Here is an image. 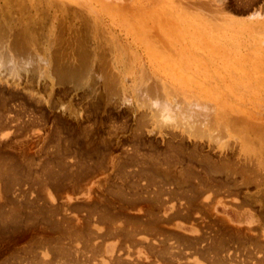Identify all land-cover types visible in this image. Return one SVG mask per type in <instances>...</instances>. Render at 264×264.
Instances as JSON below:
<instances>
[{"label": "rangeland", "instance_id": "obj_1", "mask_svg": "<svg viewBox=\"0 0 264 264\" xmlns=\"http://www.w3.org/2000/svg\"><path fill=\"white\" fill-rule=\"evenodd\" d=\"M129 1L0 0V42L49 60L45 80L22 74L15 86L0 72V264H44L59 253L55 264H161L156 252L176 264H264V22H229L264 13V0ZM81 54L95 63L87 88L58 73ZM108 76L115 83L103 88ZM156 78L171 84L178 102H207L201 111L192 107V123L226 142L223 150L184 129L148 131L137 107L140 82L149 80L147 94H160L158 84L159 92L149 90ZM206 161L225 163L213 174L226 181L222 187L203 189L211 181ZM205 197L208 204H197ZM178 203L190 207L189 227L198 229L193 247L185 239L192 233L157 231L170 230Z\"/></svg>", "mask_w": 264, "mask_h": 264}, {"label": "bare ground", "instance_id": "obj_2", "mask_svg": "<svg viewBox=\"0 0 264 264\" xmlns=\"http://www.w3.org/2000/svg\"><path fill=\"white\" fill-rule=\"evenodd\" d=\"M125 1V0H124ZM131 1V0H130ZM129 1V2H130ZM158 1H160V0H158ZM184 1V3H185V0H183ZM212 2H215L216 4H219V2L221 1V0H211ZM176 2V1H175ZM193 2V1H192ZM124 3V2H123ZM128 3V2H127ZM156 3H158L157 1H156ZM163 3V2H162ZM171 3V2H170ZM121 4V3H120ZM135 4V3H134ZM140 4V3H139ZM155 4V3H154ZM208 4V3H207ZM202 5H205L204 3L202 4ZM14 6V5H13ZM118 6V5H117ZM156 6V5H155ZM172 6H173V4H172ZM207 6V5H206ZM223 6V5H222ZM150 7V6H149ZM202 7H204V6H202ZM221 7V6H220ZM219 7V8H220ZM138 8V7H137ZM145 8V7H144ZM152 8V7H151ZM168 8V7H167ZM171 8V7H170ZM173 8V7H172ZM209 8V7H208ZM213 8V7H212ZM211 8V9H212ZM217 8H218V6H217ZM114 9V8H113ZM135 9V8H134ZM174 9V8H173ZM182 9V8H181ZM185 9V8H184ZM197 9V8H196ZM203 9V8H202ZM206 9V8H205ZM194 11V10H193ZM201 11V10H200ZM208 11V10H207ZM206 11V12H207ZM210 11V10H209ZM213 11H215L216 12V9L215 10H213ZM220 11V10H219ZM221 11H223L222 10V8H221ZM253 11V10H252ZM251 11V12H252ZM212 12V11H211ZM218 12V11H217ZM142 13V12H141ZM194 13V12H193ZM203 13H205L204 11H203ZM221 13H224V11L223 12H221ZM226 13V12H225ZM130 14V13H129ZM138 14V13H137ZM143 14V13H142ZM146 13H144V15H145ZM171 14H173V13H171ZM215 14V13H214ZM213 14V15H214ZM220 14V13H219ZM140 15V14H139ZM157 15H160L158 12H157ZM210 15H212L211 13H210ZM209 15V16H210ZM161 17H162V15H160ZM216 16V15H215ZM129 17V16H128ZM138 17V16H137ZM147 16L145 15V18H146ZM160 17V18H161ZM164 17V16H163ZM178 17H180V16H178ZM204 17V16H203ZM212 17H214V16H212ZM211 17V18H212ZM217 18H218V16H216ZM216 17H214V19H213V21H215L216 19ZM224 17V16H223ZM222 17V19L221 20H218V21H222L224 18ZM229 17V16H228ZM168 18V17H167ZM166 18V19H167ZM209 18V17H208ZM210 18V19H211ZM221 18V17H220ZM162 19V18H161ZM179 19V18H178ZM207 19V18H206ZM156 20H157V18H156ZM202 20H203V18H202ZM135 21V20H134ZM149 21H151V20H149ZM183 21V20H182ZM197 21H199V20H197ZM217 21V20H216ZM225 21V20H224ZM227 21V20H226ZM145 22V21H144ZM229 22H231V24H232V22L233 23H237V24H241V25H245V26H247V27H252V26H254V24H262L263 22H264V13L262 12V11H260V10H254L250 15H249V17H248V20H246V21H244V22H236V21H234L233 19H231V18H229ZM206 23V22H205ZM204 23V24H205ZM226 23V22H225ZM130 24V23H129ZM140 24H141V22H140ZM146 24V23H145ZM155 24V23H154ZM191 24V23H190ZM199 24V23H198ZM220 24V23H219ZM258 24V25H259ZM5 25V24H4ZM144 25V24H143ZM192 25V24H191ZM226 25H227V23H226ZM3 26V25H2ZM205 26V25H204ZM262 26V25H261ZM261 26H260V28H261ZM157 27V26H156ZM222 27V26H221ZM262 27H264V26H262ZM11 28V27H10ZM24 28V27H23ZM140 28V27H139ZM258 28H259V26H258ZM12 29V28H11ZM213 29H214V27H213ZM264 29V28H263ZM3 30V29H2ZM13 30V29H12ZM22 30V29H21ZM20 30V31H21ZM25 30V29H24ZM130 30V29H129ZM189 30V29H188ZM231 30V28L229 29V31ZM235 30V29H234ZM243 30V29H242ZM255 30H257V29H255ZM254 30V31H255ZM259 30V29H258ZM262 30V29H261ZM10 31V30H9ZM139 31V30H138ZM144 31V30H143ZM221 31V30H220ZM233 31V30H232ZM3 32H4V30H3ZM11 32V31H10ZM188 32V31H187ZM218 32V31H217ZM240 32H241V30H240ZM239 32V33H240ZM245 32V31H244ZM247 32V31H246ZM253 32V31H252ZM16 33V32H15ZM14 33V34H15ZM24 33V32H23ZM35 33V32H34ZM243 33V32H242ZM248 33V32H247ZM1 34V33H0ZM14 34H12V35H14ZM199 34V33H198ZM4 35H5V33H4ZM30 35V34H29ZM9 36V35H8ZM33 36V35H32ZM149 36V35H148ZM150 36H152V34L150 35ZM155 36H157V35H155ZM196 36V35H195ZM199 36H200V34H199ZM5 37V36H4ZM11 37V36H10ZM24 37H25V35H24ZM26 37H27V31H26ZM142 37V36H141ZM153 37H154V35H153ZM152 37V38H153ZM1 38H2V35H1V37H0V40H1ZM156 38V37H155ZM193 38V37H192ZM3 39V38H2ZM7 39V38H6ZM6 39H4V40H2L1 42H0V72H2V73H4V74H6V76L10 79V81L9 82H11L12 84H14L15 86H17V84L19 85V83H18V81L17 80H19V78H21L22 76V74H23V76H25L26 75V79H31L32 78V74H35V75H37V77L38 78H40V77H42V79L43 80H45V78H49L48 77V72L46 71V69H45V66H47V63H48V59L45 57H41L39 54H31V52L30 51H32V50H30L29 52H30V54H29V52H27V51H25V54L23 53L24 51L23 50H17L16 48L14 49V48H11L9 45H8V43H7V40ZM25 39V38H24ZM24 39H23V41H24ZM33 39V38H32ZM35 39V38H34ZM194 39H196V38H194ZM48 40V39H47ZM69 40V39H68ZM139 40V39H138ZM160 40V39H159ZM163 39H161V41H162ZM189 40V39H188ZM156 41V40H155ZM25 42V41H24ZM35 42V41H34ZM18 43H20V41H18ZM62 43V42H61ZM21 44H23V43H21ZM25 44V43H24ZM261 44V43H260ZM12 45V44H11ZM14 46V45H13ZM19 47H21L20 45H18ZM29 48V47H28ZM26 49H27V47H26ZM71 49V48H70ZM256 49V48H255ZM14 50H16V51H14ZM25 50V49H24ZM28 50V49H27ZM91 50V49H90ZM254 51V50H253ZM16 52V53H15ZM165 53V52H164ZM91 55V54H90ZM89 55V56H90ZM149 55V54H148ZM44 56V55H43ZM65 57V56H64ZM71 57V56H70ZM91 57V56H90ZM251 57V56H250ZM49 58V57H48ZM76 58H78V59H75L74 61L72 60V58H70L71 60L69 61V62H62V65L60 64V67H59V69H58V73L60 74V76L63 78V80H69V81H74L75 80V82H78V83H76L75 85L76 86H78V85H85V87L87 88V81H88V76H89V74H91L92 72H91V67H92V65H94V64H92L91 65V63H92V60H94V59H92V57L91 58H89L88 59V56H87V54H81V55H79V57H76ZM126 58V57H125ZM156 58V57H155ZM107 60V59H106ZM151 60V59H150ZM66 61V60H65ZM179 61V60H178ZM38 62H40V64H38ZM95 62H96V60H95ZM128 62V61H127ZM58 63V62H57ZM116 63V62H115ZM50 64V63H49ZM112 64V63H111ZM153 64V63H152ZM155 66V65H154ZM48 68V67H47ZM58 68V67H57ZM156 68V67H155ZM49 69H50V67H49ZM158 69V68H157ZM160 69V68H159ZM93 70V69H92ZM100 70V69H99ZM144 70V69H143ZM176 70V69H175ZM183 70V69H182ZM142 71V70H141ZM91 72V73H90ZM179 72H181V71H179ZM31 73V75L30 76H28L29 74ZM106 73V72H105ZM109 73H112V72H109ZM108 73V74H109ZM147 73V72H146ZM169 73V75H170V80H174V81H178V82H180L181 83V81H183L181 78H180V76L179 75H177L176 73H174V72H168ZM178 73V72H177ZM107 74V73H106ZM112 74H115V73H112ZM117 74V73H116ZM125 74V73H124ZM155 74V73H154ZM0 75H1V73H0ZM93 75V74H92ZM111 75V74H110ZM119 75V74H118ZM166 75V74H165ZM4 76V75H3ZM94 76V75H93ZM97 76V75H96ZM99 76H101V75H99ZM123 76V75H122ZM132 76V75H131ZM144 76V75H143ZM152 76H154V75H152ZM7 77H3L4 79V81L3 82H5L6 81V79H7ZM101 77H104L103 75L101 76ZM109 77H111V76H108L107 78H103L102 80H101V83H102V86H103V88H105V87H109L111 84L109 83L110 81L112 82L113 81V83H115L114 82V80L115 79H109ZM112 77H114V76H112ZM116 77V76H115ZM114 77V78H115ZM125 77H127L128 78V76L126 75ZM130 77V76H129ZM151 77V76H150ZM155 77H157V76H155ZM23 78V77H22ZM92 78V77H91ZM126 78V79H127ZM37 79V78H36ZM41 79V78H40ZM40 79H38L39 81H40ZM52 79V78H51ZM125 79V80H126ZM139 79H140V77H139ZM158 78H156V80H157ZM195 79V78H194ZM0 80H2V78L0 77ZM14 80H16L15 82H13ZM25 80V79H24ZM27 80V81H28ZM32 80V79H31ZM47 80V79H46ZM117 80V79H116ZM121 80V79H120ZM124 80V79H123ZM127 80H129V78L127 79ZM154 80L155 82L154 83H151L150 84V86H149V90H150V87H151V85H152V87L154 88V86H155V88L157 87L155 84H158V86H159V89H160V94H157V91L156 90H158V92H159V89L158 88H154V91H156V93L154 92L152 95H150L149 93L147 94V92H146V90H144V89H142L143 87H147L146 85V81H149V80H146V81H142V82H140L141 84H140V86H142V88H141V90H140V97L138 98V103H137V107L138 108H140V109H144V111L143 112H145V115L147 116L146 118H145V116H142V114H141V116L142 117H144L146 120L145 121H147V124H148V122H149V126H151L150 128H149V132L151 133L152 131H150V129L152 128V127H155V128H157V130H155L156 132H160L162 129H164V131H165V129H167V130H177L178 128L180 129V130H183L184 129V133H186V136L188 137V138H190V139H197V140H202V139H205L207 142H209V143H214L215 145H216V148H218L219 150H223L227 145H226V142H224L222 139V141H220L216 136H212L211 134H208V131H206V129H204L205 130V132H207V133H205L204 132V130H203V125H201L198 121V123L201 125V128H202V130L200 129V127H199V124L196 122V120H195V123L196 124H198L197 125V127L195 126V124H193L192 122H193V120L191 119L192 117H193V112L195 111H193V109H192V107H194L195 109L196 108H198L199 109V111H201V109H205L206 108V103L207 102H204L203 100L202 101H200V100H198V99H196V98H193V99H189L188 101H180V99H179V102H178V99H175L176 98V96H175V94L174 93H172V90H170V86H171V84L170 83H167L165 80H162V79H159V80ZM48 81H50V80H48ZM137 81V80H136ZM153 81V80H152ZM8 82V83H9ZM53 82V81H52ZM1 83V82H0ZM27 83H29V82H27ZM31 83V82H30ZM29 83V84H30ZM49 83V82H48ZM51 83V82H50ZM116 83H121V82H117L116 81ZM137 83V82H136ZM138 83H139V81H138ZM149 83V82H148ZM200 83V82H199ZM7 84V83H6ZM89 84V83H88ZM121 84H123V83H121ZM9 85V84H8ZM37 85V84H36ZM45 85V84H44ZM51 85H52V83H51ZM112 85H114V84H112ZM14 86V87H15ZM38 86V85H37ZM50 84L48 85V88L50 89ZM115 86H119V85H115ZM135 87H137L136 85H134ZM113 87V86H112ZM134 87V88H135ZM139 87V86H138ZM111 88V87H110ZM118 88H121V87H118ZM125 88V87H124ZM133 88V89H134ZM153 88H151V90L153 89ZM13 89V88H12ZM22 89H23V87H22ZM52 89H53V87H52ZM147 89V88H146ZM230 89V88H229ZM25 90V89H24ZM29 90V89H28ZM51 90V89H50ZM118 90V89H117ZM137 90L139 91V88H137ZM137 90H136V92H137ZM149 90H147V91H149ZM177 90V89H176ZM213 90V89H212ZM30 92H31V90H29ZM120 91V90H119ZM135 91V90H134ZM153 91V90H152ZM96 92V91H95ZM125 92V91H124ZM135 92V93H136ZM31 93H33V92H31ZM46 93V92H45ZM126 93V92H125ZM182 93H184V92H182ZM39 94V93H38ZM37 94V95H38ZM188 94V93H187ZM196 94V93H195ZM34 95V94H33ZM41 95V94H40ZM150 95V96H149ZM183 95V94H182ZM36 96V95H35ZM49 96V95H48ZM192 96H193V94H192ZM121 97V96H120ZM183 97V96H182ZM195 97V96H194ZM199 97V96H198ZM41 98H43L42 96H41ZM179 98V97H178ZM121 103H123V102H126V97H125V95L124 96H122L121 98ZM201 99V98H200ZM226 101V100H225ZM43 102H45V100H43ZM48 102H49V100H48ZM230 102V101H229ZM209 103V102H208ZM210 104V103H209ZM4 107V106H3ZM212 107V106H211ZM214 107V106H213ZM218 107V109H219V106H217ZM5 108V107H4ZM17 108V107H16ZM127 108V107H126ZM137 108V109H138ZM208 108V107H207ZM66 109V108H65ZM69 109V108H68ZM67 110V109H66ZM209 110L211 111V109L209 108ZM212 110H213V108H212ZM220 110H221V108H220ZM219 110V111H220ZM69 111V110H68ZM67 111V112H68ZM75 110H73V112H74ZM142 111V110H141ZM193 111V112H192ZM203 112H204V110H202ZM209 111V112H210ZM214 111V110H213ZM208 112V111H207ZM208 112V113H209ZM216 112V111H215ZM215 112H213V115H214V113ZM220 112H222V111H220ZM141 113V112H140ZM196 114H198V112H195ZM201 113V112H200ZM208 113H207V116H208ZM8 114H10V113H8ZM144 115V114H143ZM9 116H11V115H9ZM195 116V115H194ZM199 116H201V115H199ZM204 116V115H203ZM206 116V115H205ZM234 116V115H233ZM5 117H6V115H5ZM76 117V116H75ZM80 117V116H79ZM209 117V116H208ZM8 118V121L10 122H12L13 121V119H15V118H13V116L12 117H7ZM77 118V117H76ZM141 118V117H140ZM198 118V117H197ZM196 118V119H197ZM207 118V117H206ZM205 118V119H206ZM216 118V117H215ZM231 118H233V117H231V115H230V119ZM238 118V117H237ZM2 119V118H1ZM0 119V120H1ZM5 119V118H4ZM3 119V120H4ZM142 119V118H141ZM148 119V120H147ZM192 121H191V120ZM194 119H195V117H194ZM208 119V118H207ZM220 119V118H219ZM235 119H236V117H235ZM246 119H248V118H246ZM6 120V119H5ZM226 119L224 118V120L223 121H225ZM229 120V119H228ZM234 120V119H233ZM238 120V119H237ZM249 120V119H248ZM142 121V120H141ZM189 121H191V123L189 122ZM202 121H204V120H202ZM235 121V120H234ZM245 121V120H244ZM250 121H252V120H249V122ZM15 122V121H14ZM232 122V121H231ZM230 122V123H231ZM236 122V121H235ZM4 123L5 122H3V125H4ZM23 123V122H22ZM246 122H244V124H245ZM257 123V121H255V124ZM9 124V123H8ZM140 124H142V123H140ZM146 124V125H147ZM204 124V123H203ZM206 124V123H205ZM222 124V123H221ZM224 124V123H223ZM232 124V123H231ZM230 124V125H231ZM250 124V123H249ZM252 124V123H251ZM258 124V123H257ZM1 125V124H0ZM10 125H12V124H10ZM15 125V124H14ZM143 125H145L144 124V122H143V124H142V126ZM146 125L144 126V127H146ZM207 126H208V124H206ZM9 126V125H8ZM24 126V125H23ZM90 126V125H89ZM205 126V125H204ZM19 127V126H18ZM148 127V126H147ZM256 127V126H255ZM21 128V127H20ZM211 128V127H210ZM248 128V127H247ZM250 128L251 127H249V130H250ZM253 128V127H252ZM260 128V127H259ZM34 129V128H33ZM207 129H208V127H207ZM216 130V129H215ZM224 130V129H223ZM255 130V129H254ZM259 130V129H258ZM257 130V131H258ZM15 131V130H14ZM163 131V132H164ZM251 131V130H250ZM257 131H255V133L257 132ZM261 131V130H260ZM3 132V131H2ZM8 132V131H7ZM213 133H215L214 131H212ZM252 132V131H251ZM250 132V133H251ZM252 133H254V132H252ZM258 133V132H257ZM261 133V132H260ZM1 134V133H0ZM262 134V133H261ZM12 135V134H11ZM110 135V134H109ZM263 136H264V129H263V134H262ZM3 135H1V137H2ZM2 138H4V136L2 137ZM234 138V137H233ZM236 139V138H235ZM1 140V139H0ZM227 140V139H226ZM229 140V139H228ZM238 141V140H237ZM264 141V140H263ZM247 142V141H246ZM233 144H235V143H233ZM6 145V144H5ZM238 145V144H237ZM128 147V146H127ZM140 152V151H139ZM222 154V153H221ZM205 160V159H204ZM10 161V160H9ZM203 161V160H202ZM11 162V161H10ZM207 162V161H206ZM11 164V163H10ZM204 165H205V174H207L208 175V179H206L207 181H209V180H211L210 182H208V184H206V183H203L202 185H203V189L205 190V189H211V187H212V185H215V184H217V187H222V185H224V184H226L224 181H220V180H218V181H216L215 179H214V177H213V174L215 173V172H222L223 171V169L222 168H225L224 166H225V163H223V162H220V161H218V162H215V161H208L207 163H204ZM9 166V165H8ZM12 166V165H11ZM74 167V166H73ZM163 168V167H162ZM135 169V168H134ZM42 171V170H41ZM46 171V170H45ZM48 173V172H47ZM216 175V174H215ZM116 177V176H115ZM37 178V177H36ZM126 180V179H125ZM133 180V179H132ZM195 180V179H194ZM196 181V180H195ZM203 181H205V179L203 180ZM121 182V181H120ZM161 186V185H160ZM46 187V186H45ZM44 187V188H45ZM153 187V186H152ZM166 187V186H165ZM170 187V186H169ZM227 187H229V186H226V188ZM160 188V187H159ZM155 189V188H154ZM84 190V189H83ZM198 190V189H197ZM196 190V191H197ZM202 189H199V192L198 193H200V191H201ZM46 191V190H45ZM226 191H230V193H232L234 190H230V189H228V190H226ZM31 192V191H30ZM29 192V193H30ZM197 193V194H198ZM234 193V192H233ZM12 194V193H11ZM88 197V196H87ZM202 199V198H201ZM82 200V199H81ZM197 199L195 198V196L194 197H192L190 200H189V202L190 203H195V202H197L196 201ZM216 203V202H215ZM192 204V205H193ZM197 204H202V206H204L205 204H208V197H205L204 199H202V201H200L199 203H197ZM120 206V205H119ZM21 207V206H20ZM162 207V206H161ZM212 208H214V207H212ZM190 209V207L188 206V208H186V206H184V205H181V203H178V205H171V208H170V212H171V216H177V217H181V218H183V217H185V218H187L188 219V217H189V215L190 214H188V210ZM194 210H196V209H198L197 208V206H194V208H193ZM215 209V208H214ZM129 210V209H128ZM137 210V209H136ZM135 210V211H136ZM192 210V209H191ZM169 212V213H170ZM195 216H197L196 214H194ZM93 217V216H92ZM150 217V216H149ZM164 217H166V216H164ZM192 217V216H191ZM172 218V217H171ZM164 219V218H163ZM186 219V220H187ZM226 219V218H225ZM57 221V220H56ZM170 221V220H169ZM188 221H189V219H188ZM229 222L231 221L230 219L228 220ZM174 222V221H173ZM190 222V221H189ZM64 225V224H63ZM115 225V224H114ZM121 225H122V222H121ZM175 225V224H174ZM177 225V224H176ZM117 227H119V226H117ZM122 227V226H121ZM130 227V226H129ZM176 227V226H175ZM174 227V228H175ZM62 228V227H61ZM113 228V227H112ZM141 228V227H140ZM126 229V228H125ZM113 230V229H112ZM122 231V230H121ZM138 231V230H137ZM180 231V230H179ZM114 232V231H113ZM112 232V233H113ZM197 232H198V229L196 228L195 229V227L194 226H191L190 225V233H192V234H190V235H192V239H190L189 237H184L185 239H187L186 241H187V244L188 245H191V247H193L194 246V238H195V236L194 235H196L197 234ZM89 233V232H88ZM183 233V232H182ZM184 234V233H183ZM260 234H262L263 235V238H264V232H262V233H260ZM91 235V234H90ZM132 235V234H131ZM134 235V234H133ZM185 235V234H184ZM261 235V236H262ZM157 236V235H156ZM179 236V235H178ZM180 237V236H179ZM182 237V236H181ZM199 238V237H198ZM159 239V238H158ZM161 239V238H160ZM188 239H190V240H188ZM196 239V238H195ZM155 240V239H154ZM57 241V240H56ZM62 242V241H61ZM148 242V241H147ZM185 242V241H184ZM141 243V242H140ZM149 243V242H148ZM160 244V243H159ZM168 244V243H167ZM186 244V245H187ZM201 245V244H200ZM149 246H150V244H149ZM158 246V245H157ZM153 247H154V245H153ZM152 247V248H153ZM156 247V246H155ZM190 247V246H189ZM150 248V247H149ZM152 248H150V249H152ZM176 248H177V246H176ZM178 248H179V246H178ZM185 248V247H184ZM187 248H188V246H187ZM262 248V247H261ZM148 249V248H147ZM150 249H149V251H150ZM170 249V248H169ZM173 250V248H171V251ZM37 251V250H36ZM153 251V250H152ZM165 251V250H164ZM170 251V252H171ZM169 252V253H170ZM56 253H58V252H56ZM157 253V252H156ZM166 253V252H165ZM259 253V252H258ZM160 254V253H159ZM158 254V255H159ZM162 254V253H161ZM171 254V253H170ZM169 254V255H170ZM223 254V253H222ZM264 254V253H263ZM59 259L57 260L56 258V262H61L62 261V253L60 254L59 253ZM168 255V254H167ZM256 255H258V254H256ZM31 256V255H30ZM160 256V255H159ZM164 256V255H163ZM261 255H258V257H260ZM64 257V256H63ZM156 256H154V258H155ZM173 257V256H172ZM171 257V258H172ZM257 257V256H256ZM262 258L264 257V255H262L261 256ZM161 258V257H160ZM115 259H117V258H115ZM115 259L113 258L112 260H114L115 261ZM41 261V260H40ZM55 261H51V262H49V261H45V260H42V263H44V264H55L54 262ZM119 261V260H118ZM117 261V262H118ZM154 262V261H153ZM158 262V261H157ZM18 263V262H17ZM115 263V262H114ZM113 263V264H114ZM125 263V262H124ZM56 264H59V263H56ZM155 264V263H154ZM160 264V263H159Z\"/></svg>", "mask_w": 264, "mask_h": 264}, {"label": "crops", "instance_id": "obj_3", "mask_svg": "<svg viewBox=\"0 0 264 264\" xmlns=\"http://www.w3.org/2000/svg\"><path fill=\"white\" fill-rule=\"evenodd\" d=\"M172 217V218H171ZM170 218H169V223H167V224H165V226L167 227V228H169L170 230H166V229H164V228H162V227H160V228H158V232H160V233H163V232H169V231H171V232H175V231H172V230H177V231H181V232H183L184 234H186V235H189L190 234V227H189V221H188V219L187 218H185V217H183V218H181V217H177V216H171ZM187 219V220H186ZM174 221V222H173ZM175 224V225H174ZM177 224V225H176ZM176 226V227H175ZM175 227V228H174ZM172 229V230H171ZM145 234H150L151 232L149 231V230H144L143 231ZM175 234H178V233H176L175 232ZM133 244H134V246H137V244L139 243V241L137 240V238L135 239H132V241H131ZM146 242V243H145ZM149 242V241H148ZM147 241H143V246H144V248L146 249V250H148L149 251V249L152 247V245H151V243L149 242L148 243ZM149 244H150V246H149ZM107 247V249L108 250H111L112 249V246L111 245H107L106 246ZM150 247V248H149ZM148 248V249H147ZM150 250H153V249H150ZM160 253V254H159ZM160 256H159V255ZM156 257H157V259L158 260H160L162 263L161 264H176V263H174V262H172V261H170L169 259H167V258H165L162 254H161V252H157V254H156ZM161 257V258H160ZM127 264V263H126ZM138 264H140V263H138ZM191 264H194V263H191Z\"/></svg>", "mask_w": 264, "mask_h": 264}]
</instances>
